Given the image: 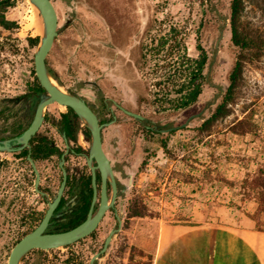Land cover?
<instances>
[{
	"label": "rangeland",
	"instance_id": "1",
	"mask_svg": "<svg viewBox=\"0 0 264 264\" xmlns=\"http://www.w3.org/2000/svg\"><path fill=\"white\" fill-rule=\"evenodd\" d=\"M5 16L13 24L0 26V98L24 91L33 79V57L37 46L28 38L42 31L28 28V17L42 18L29 0H11ZM58 15V34L48 55V64L58 84L89 99L96 82L121 104L151 119V125H179L188 116L202 112L188 126L169 132L146 133L142 126L121 114L112 136L122 138V158L134 174L126 195L127 214L135 198L142 199L152 216L131 217L126 229L114 239L106 259L100 264L146 262L155 247L158 222L225 225L251 222L264 229V211L258 203L242 199L239 187L229 186L220 177L241 180L258 168L264 170V53L244 65L231 112L202 135L196 129L220 103L228 86V74L237 50L231 41L230 0H52ZM242 21L264 32V0H246ZM170 24L186 33L188 53L196 56L198 38L208 53L205 84L198 101L185 110L160 109L154 103L156 82L164 72L167 49H155ZM142 54L144 58L142 57ZM145 54V55H144ZM252 114L255 133L234 135L229 127ZM1 121V119H0ZM202 137L203 142L198 143ZM166 143V146H164ZM125 146V148H124ZM1 157V155H0ZM215 176L207 179L204 167L215 166ZM0 168V264H8L13 245L34 226L33 199L29 194L3 192ZM6 194V195H5ZM17 198V199H16ZM253 216H252V215ZM252 216V217H250ZM258 217L256 223L255 219ZM249 220V221H248ZM86 241L73 248L31 250L21 264H87L91 256ZM145 256H140V252Z\"/></svg>",
	"mask_w": 264,
	"mask_h": 264
},
{
	"label": "flooded vegetation",
	"instance_id": "2",
	"mask_svg": "<svg viewBox=\"0 0 264 264\" xmlns=\"http://www.w3.org/2000/svg\"><path fill=\"white\" fill-rule=\"evenodd\" d=\"M48 55L47 68L53 77L57 78L49 67ZM142 57L144 58L143 54ZM33 71V79L24 91L0 98L1 140L10 139L25 130L34 118L37 104L42 96L47 94L35 70ZM92 85L95 89L92 99L76 91L71 92L84 99L98 118L101 125L102 149L109 160V170L105 169L103 173L97 159L91 154L92 137L88 126L71 107L56 102L45 107L42 122L29 139L28 145L16 143L13 145L16 149L0 150V168L4 178V193H16L20 195V199L21 196L29 194L33 199V228L42 220L64 182L45 232L70 229L85 221L90 212L91 215L96 214L105 202L106 209L93 231L65 246L74 256H78L80 252L73 246L86 241L84 248L91 254L87 263L90 264L93 254L103 248L106 238L111 235L107 249L94 261V264H100L106 259L114 239L122 234L128 220L133 217L127 214L129 202L126 201V195L132 189L134 174L120 156L123 150L122 138L118 140V137L112 136L111 127L121 122V114L136 120L146 133L154 130L169 132L177 129L167 130L168 128L178 125H151L150 118L104 94V89L96 82H92ZM126 110L136 112L143 118H136ZM13 195L12 197H15Z\"/></svg>",
	"mask_w": 264,
	"mask_h": 264
},
{
	"label": "trees",
	"instance_id": "3",
	"mask_svg": "<svg viewBox=\"0 0 264 264\" xmlns=\"http://www.w3.org/2000/svg\"><path fill=\"white\" fill-rule=\"evenodd\" d=\"M12 4L13 1L11 0H0V25L5 28H9L13 23L11 20L6 19L4 15L7 7ZM245 6L246 0H230L229 24L231 41L237 50V54L228 74V86L220 92L222 97L220 103L196 127L201 135L204 132H208L215 122L231 112L230 105L234 101L237 88L243 79L245 63L258 59L264 53V32L258 29H252L242 21ZM181 28L180 26L170 24L169 31L159 38V44L155 47L158 50L161 48L167 49L165 56L167 61L162 66L164 67V72L156 82L160 88L154 92V103H158L160 109L163 110L173 109L181 111L187 109L198 101L205 84L209 83V78L205 73L208 61L206 49L198 38L196 44L198 53L196 56H191L187 50L186 33ZM28 40L30 45L34 47L38 45L40 37H29ZM253 117L252 114H247L243 118L238 119L229 127V131L234 135L255 133L257 124ZM202 142L203 138L200 137L198 143ZM203 145H205L204 142ZM164 146H166V143H164ZM214 164V167L210 163L203 166L207 179H213L215 177L212 171L217 169V163L214 162ZM220 179L229 186L239 187L242 191L243 200L253 199L258 203L257 212L253 215L258 216L264 211V170L262 168H258L253 174L248 172L243 179L238 181L224 177H220ZM129 211L133 217L153 215L148 205L140 198L133 200ZM258 217L254 218L256 223ZM256 229L264 230L259 227ZM145 255V252H140V256ZM148 257L149 260L146 262H138L137 264H152L153 256L149 255Z\"/></svg>",
	"mask_w": 264,
	"mask_h": 264
},
{
	"label": "water",
	"instance_id": "4",
	"mask_svg": "<svg viewBox=\"0 0 264 264\" xmlns=\"http://www.w3.org/2000/svg\"><path fill=\"white\" fill-rule=\"evenodd\" d=\"M29 2L36 8L42 18V34L34 52L33 60L35 74L41 86L47 91V94L42 96L37 104L34 118L25 130L10 139H0V150L16 149V147L13 146L16 143L28 145L29 139L37 131L42 122L45 107L56 102L60 105L71 107L88 126L92 137L91 154L92 156H95L98 166L103 173H105V169L109 170L110 165L109 160L102 149L101 125L98 123L96 114L84 99L62 88L47 68L46 57L52 48L55 37L58 33V15L55 5L52 0H29ZM126 112L136 118H143L142 115L136 112L129 110H126ZM201 113L202 112L192 114L178 126L168 128L167 130L184 128L193 118L200 116ZM89 164L91 165V158L89 159ZM63 185L64 182L58 195L55 197L54 202L50 203L42 220L13 245L8 256V264H21L23 257L33 249L50 250L70 245L88 235L96 227L106 209L107 205L105 202H103L96 214L91 215L90 212L86 220L82 223L63 231L45 232L50 216L60 197ZM110 239L111 235L106 238L103 248L99 252L93 254L90 264H94L95 259L100 257V254L107 249Z\"/></svg>",
	"mask_w": 264,
	"mask_h": 264
},
{
	"label": "crops",
	"instance_id": "5",
	"mask_svg": "<svg viewBox=\"0 0 264 264\" xmlns=\"http://www.w3.org/2000/svg\"><path fill=\"white\" fill-rule=\"evenodd\" d=\"M252 226L160 221L152 264H264V230Z\"/></svg>",
	"mask_w": 264,
	"mask_h": 264
},
{
	"label": "bare ground",
	"instance_id": "6",
	"mask_svg": "<svg viewBox=\"0 0 264 264\" xmlns=\"http://www.w3.org/2000/svg\"><path fill=\"white\" fill-rule=\"evenodd\" d=\"M28 28L39 32L42 31V29L38 26V20L36 16L30 15V17H28Z\"/></svg>",
	"mask_w": 264,
	"mask_h": 264
}]
</instances>
